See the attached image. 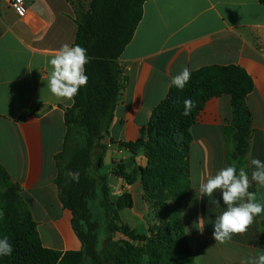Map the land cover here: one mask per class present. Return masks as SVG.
Masks as SVG:
<instances>
[{
  "label": "crops",
  "instance_id": "obj_1",
  "mask_svg": "<svg viewBox=\"0 0 264 264\" xmlns=\"http://www.w3.org/2000/svg\"><path fill=\"white\" fill-rule=\"evenodd\" d=\"M75 34V15L67 0H29L23 18L8 0H0V167L18 186L21 207L34 221L42 246L60 252L81 250L72 214L59 201L54 182L64 111L72 102L54 96L47 82L49 60L63 44L73 46ZM119 65L123 89L102 141L106 151L96 175L105 177L111 201L122 193L131 195L133 207L122 211L132 218L120 216L122 223L146 233L149 225L142 221L149 205L139 182L129 185L111 170L118 164L126 172L146 165L142 149L135 164L128 163L131 154L123 145L147 139L153 109L184 67L191 72L237 66L251 78L253 89L245 98L251 115L248 151L237 174L244 168L251 179V159L264 162V6L257 0H146ZM230 121L229 96L221 95L205 103L190 128V190L181 202L180 219L195 264H242L264 253V212L245 233L220 244L212 237L213 223L227 206L219 190L199 198L196 191L201 180L234 165L228 160L233 150L227 134ZM249 191L264 204V186L253 181Z\"/></svg>",
  "mask_w": 264,
  "mask_h": 264
},
{
  "label": "trees",
  "instance_id": "obj_2",
  "mask_svg": "<svg viewBox=\"0 0 264 264\" xmlns=\"http://www.w3.org/2000/svg\"><path fill=\"white\" fill-rule=\"evenodd\" d=\"M71 5L76 24L73 46L87 49L88 83L79 89L75 102L64 111L65 134L61 151L55 155V185L62 206L72 214V229L81 250L60 252L42 246L36 225L21 207L18 186L0 167V239L8 238L11 255L0 256V264H195L180 219V205L190 190L189 148L191 125L207 101L229 96L231 121L227 128L233 140L228 156L236 169L248 151L251 115L245 98L253 82L237 66H208L191 71L183 90L170 86L167 95L151 113L146 140L123 145L131 154L142 149L146 165L125 171L118 164L111 173L132 185L139 182L143 199L155 221L146 233L122 223L119 211L131 209L130 194L111 201L102 167L106 146L102 142L113 120L123 89L119 58L139 24L146 0H77ZM86 1V7L83 6ZM264 6V0H257ZM193 107L184 115V101ZM79 172V181L71 173ZM99 197V199H98ZM106 216V237L97 250L101 223L93 217L90 201L97 200Z\"/></svg>",
  "mask_w": 264,
  "mask_h": 264
},
{
  "label": "clouds",
  "instance_id": "obj_3",
  "mask_svg": "<svg viewBox=\"0 0 264 264\" xmlns=\"http://www.w3.org/2000/svg\"><path fill=\"white\" fill-rule=\"evenodd\" d=\"M89 62L87 49L75 45L63 44L49 60L51 71L48 74L47 87L57 98L75 102V97L81 87H86L88 76L85 74V65ZM191 79L189 68L184 67L177 75L173 76L170 86L183 90ZM184 115H189L193 107V101H184ZM250 164L254 166L251 179L244 168L237 174L235 165L222 168L216 175L209 176L199 182L196 188L199 197H211L219 190L227 210L216 216L213 223L212 237L216 242L224 244L231 240L234 234H243L253 223L254 218L264 212V204L256 202L255 193L250 192L252 182L264 186V162L253 158ZM79 172L71 173L73 181H79ZM219 204V201L216 200ZM3 214L0 213V216ZM199 230L204 228L203 219H199ZM12 245L8 238L0 239V256L11 255ZM242 264H264V253L258 254L254 259L242 262Z\"/></svg>",
  "mask_w": 264,
  "mask_h": 264
},
{
  "label": "rangeland",
  "instance_id": "obj_4",
  "mask_svg": "<svg viewBox=\"0 0 264 264\" xmlns=\"http://www.w3.org/2000/svg\"><path fill=\"white\" fill-rule=\"evenodd\" d=\"M74 7V9H78V6L80 5V3L77 0H68ZM83 6L86 7V1H83ZM4 187L2 185H0V191H3ZM89 207L92 211L93 217L95 219H97L100 223H101V228L98 231V241H97V250L99 251L102 248L103 242L105 240L106 237V216H105V211L103 209V207L100 206V204L98 203V200H94V201H90L89 203ZM119 216H121L122 218L125 216V220L126 219H130L132 218V215L129 213H126L125 215V211H122ZM155 221L154 218V214L153 212L150 210L147 214L144 215V221H142L144 223V225L148 226L150 224H153ZM138 221H133V224H136ZM141 222V223H142Z\"/></svg>",
  "mask_w": 264,
  "mask_h": 264
},
{
  "label": "built area",
  "instance_id": "obj_5",
  "mask_svg": "<svg viewBox=\"0 0 264 264\" xmlns=\"http://www.w3.org/2000/svg\"><path fill=\"white\" fill-rule=\"evenodd\" d=\"M29 0H8L10 8L14 11L18 18L26 16Z\"/></svg>",
  "mask_w": 264,
  "mask_h": 264
}]
</instances>
